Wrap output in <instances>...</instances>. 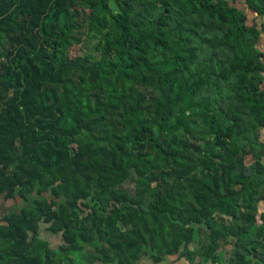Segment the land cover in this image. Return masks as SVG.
<instances>
[{"label":"trees","instance_id":"16d2710c","mask_svg":"<svg viewBox=\"0 0 264 264\" xmlns=\"http://www.w3.org/2000/svg\"><path fill=\"white\" fill-rule=\"evenodd\" d=\"M236 1L0 0V264H264V0Z\"/></svg>","mask_w":264,"mask_h":264},{"label":"rangeland","instance_id":"374dc122","mask_svg":"<svg viewBox=\"0 0 264 264\" xmlns=\"http://www.w3.org/2000/svg\"><path fill=\"white\" fill-rule=\"evenodd\" d=\"M237 6L239 5L240 7H244L246 8V10L249 13L250 16V21H254L253 19L256 17L254 15L253 12H249V8L246 4V0H237L236 1ZM264 20V19H263ZM261 18H259L256 22H260ZM261 49L264 50V32L262 33V37L260 39L259 45H258ZM252 162V158H249V163ZM26 203L24 202V200H22L21 198H17V199H6L4 197V195L0 196V216L3 217L6 214H8L10 211L13 210H19L20 208H22L23 206H25ZM261 212H264V203L261 204ZM46 225L42 224L41 225V237L44 240H47L51 243V245L54 248H58L61 244H62V237L61 235H53L50 232L46 231ZM196 244L193 245V248H196ZM88 251H94V247L92 245H87L86 246ZM224 249L227 251L228 255H230V252L233 250V246L231 244L227 245L224 247ZM142 264H153L151 260H149L148 258H144L143 261L141 262ZM163 264H189L187 263L186 259L183 260H179V258L177 257H171L168 260H166Z\"/></svg>","mask_w":264,"mask_h":264},{"label":"crops","instance_id":"0c3cea01","mask_svg":"<svg viewBox=\"0 0 264 264\" xmlns=\"http://www.w3.org/2000/svg\"><path fill=\"white\" fill-rule=\"evenodd\" d=\"M142 264V263H141Z\"/></svg>","mask_w":264,"mask_h":264}]
</instances>
